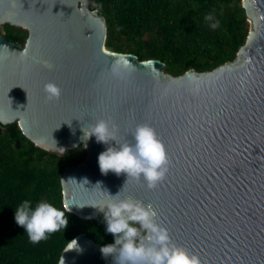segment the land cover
Here are the masks:
<instances>
[{"label": "water", "instance_id": "95a60500", "mask_svg": "<svg viewBox=\"0 0 264 264\" xmlns=\"http://www.w3.org/2000/svg\"><path fill=\"white\" fill-rule=\"evenodd\" d=\"M241 6L249 28L234 59L173 75L159 59L108 50L105 18L87 0H0V24L27 32L23 45L0 34V123L16 122L35 146L58 155L79 144L86 150L60 175L68 212L94 219L119 192L151 205L202 264H264V0ZM48 82L59 99H47ZM101 118L117 125L119 141L149 124L170 160L165 179L148 189L142 178L101 174L106 145L86 137ZM99 249L79 233L57 264H111Z\"/></svg>", "mask_w": 264, "mask_h": 264}, {"label": "trees", "instance_id": "16d2710c", "mask_svg": "<svg viewBox=\"0 0 264 264\" xmlns=\"http://www.w3.org/2000/svg\"><path fill=\"white\" fill-rule=\"evenodd\" d=\"M106 21L105 47L131 52L139 60L156 58L164 70L178 75L189 68L210 70L234 59L249 23L241 0H87ZM211 15V20L205 17ZM218 22V26L211 25ZM8 40L23 45L26 30L3 24ZM86 150L79 144L62 155L35 146L16 122L0 123V264H57L64 245L85 233L100 247L113 242L102 214L82 219L70 212L67 227L33 244L14 219L24 200L34 207L46 201L63 210L60 175L80 163Z\"/></svg>", "mask_w": 264, "mask_h": 264}, {"label": "clouds", "instance_id": "9594fccd", "mask_svg": "<svg viewBox=\"0 0 264 264\" xmlns=\"http://www.w3.org/2000/svg\"><path fill=\"white\" fill-rule=\"evenodd\" d=\"M205 19L212 17L208 15ZM211 26L216 28L218 22ZM44 91L49 100L59 99L61 94L59 86L53 82L46 83ZM117 132L115 123L101 118L91 124L86 133L87 138L95 137L97 143L106 145L97 157L101 174L112 172L119 176L124 173L127 180L142 178L148 189L155 188L165 179L170 165L165 146L155 130L147 123L137 124L131 132V142L119 141ZM110 197L98 208L93 207L102 214L105 231L113 237L112 243L103 244L99 249L105 259L111 258V264H202L198 254L172 240L151 205L130 197L121 199L119 192ZM68 211V206L61 210L40 201L33 207L29 200H24L15 209L14 219L24 229L29 242L38 244L67 227L65 213ZM76 247L73 239L69 250Z\"/></svg>", "mask_w": 264, "mask_h": 264}, {"label": "flooded vegetation", "instance_id": "af4514ba", "mask_svg": "<svg viewBox=\"0 0 264 264\" xmlns=\"http://www.w3.org/2000/svg\"><path fill=\"white\" fill-rule=\"evenodd\" d=\"M0 26H1V29H2V30H0V34L4 35L3 24H0Z\"/></svg>", "mask_w": 264, "mask_h": 264}, {"label": "rangeland", "instance_id": "374dc122", "mask_svg": "<svg viewBox=\"0 0 264 264\" xmlns=\"http://www.w3.org/2000/svg\"><path fill=\"white\" fill-rule=\"evenodd\" d=\"M248 23H249V22H248ZM0 30H2V29H1V26H0Z\"/></svg>", "mask_w": 264, "mask_h": 264}]
</instances>
